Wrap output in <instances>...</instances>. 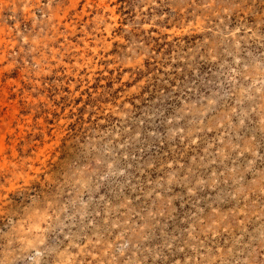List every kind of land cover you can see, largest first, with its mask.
I'll return each mask as SVG.
<instances>
[{
    "label": "rangeland",
    "instance_id": "obj_1",
    "mask_svg": "<svg viewBox=\"0 0 264 264\" xmlns=\"http://www.w3.org/2000/svg\"><path fill=\"white\" fill-rule=\"evenodd\" d=\"M0 264H264V0H0Z\"/></svg>",
    "mask_w": 264,
    "mask_h": 264
}]
</instances>
